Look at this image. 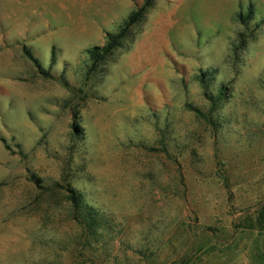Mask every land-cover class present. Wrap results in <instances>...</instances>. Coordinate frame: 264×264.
<instances>
[{"label":"rangeland","instance_id":"374dc122","mask_svg":"<svg viewBox=\"0 0 264 264\" xmlns=\"http://www.w3.org/2000/svg\"><path fill=\"white\" fill-rule=\"evenodd\" d=\"M146 2L0 0V264H264V0Z\"/></svg>","mask_w":264,"mask_h":264},{"label":"trees","instance_id":"16d2710c","mask_svg":"<svg viewBox=\"0 0 264 264\" xmlns=\"http://www.w3.org/2000/svg\"><path fill=\"white\" fill-rule=\"evenodd\" d=\"M148 4H150V0H147ZM147 4V5H148ZM144 12H145V7H141L140 10L132 13L129 17L128 20H126L124 26L121 28L120 32L117 33V34H114L110 37V42L108 44V46H106L105 48H95V49H92L90 50V55L91 57L94 59V60H97V59H100V58H103L105 54H107L111 49L115 48L117 45H119L122 41V39L125 37L126 33H127V30L128 28L134 24L136 21H138L143 15H144ZM27 53L32 57L31 53L29 51H27ZM38 63V66H39V62ZM42 73L45 74V75H49L45 70H42ZM188 108L192 111H194L195 113H197L198 115H203L201 113V111L194 107V106H191V105H188ZM71 199H73L74 203L77 205V204H82V207H84V204L82 202V196H76V191L73 190L72 191V195H71ZM85 207H87V209H90L87 204L85 205ZM85 209V208H83ZM87 211V210H86ZM83 211L81 212V216L83 217V220L88 222L89 223V227H95L96 225L100 224V219L98 218V215L97 214H94V213H91L89 211ZM263 215V214H262ZM253 228V225L252 227Z\"/></svg>","mask_w":264,"mask_h":264}]
</instances>
